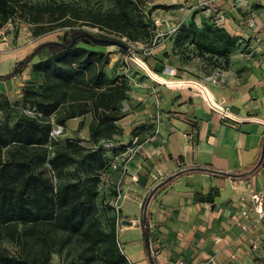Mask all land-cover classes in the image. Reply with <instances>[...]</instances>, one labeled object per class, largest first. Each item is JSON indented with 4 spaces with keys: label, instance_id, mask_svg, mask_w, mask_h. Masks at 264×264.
Masks as SVG:
<instances>
[{
    "label": "crops",
    "instance_id": "crops-1",
    "mask_svg": "<svg viewBox=\"0 0 264 264\" xmlns=\"http://www.w3.org/2000/svg\"><path fill=\"white\" fill-rule=\"evenodd\" d=\"M162 6L167 11L160 16L166 26H177L176 35L158 40L140 60L135 77L142 83L131 80L156 126L128 175L146 177L142 200L152 186L162 187L146 207V257L156 264H257L264 256V219L255 223L250 212L245 234L234 222L249 205V190H264V0H163ZM191 34L197 46L188 44ZM19 60L0 39V76ZM166 68L175 79L201 86L165 80ZM217 69L222 76L212 83L207 77ZM13 79H0V94ZM187 86L195 90L168 89ZM154 171L164 176L154 180ZM123 206L133 216L122 220L138 221L129 230L139 246L140 205ZM254 243L259 249L253 252Z\"/></svg>",
    "mask_w": 264,
    "mask_h": 264
},
{
    "label": "trees",
    "instance_id": "trees-1",
    "mask_svg": "<svg viewBox=\"0 0 264 264\" xmlns=\"http://www.w3.org/2000/svg\"><path fill=\"white\" fill-rule=\"evenodd\" d=\"M9 2L0 0V28L15 11ZM113 2V11L96 15L99 24L111 31L130 27V16L136 11V1ZM29 9L38 14L57 13L54 20L58 22L57 26H70L67 18L70 9L64 4ZM139 27L144 28L141 23ZM89 36L103 39L70 28L59 42L38 44L15 62L8 74L0 76V79L6 80L18 78L28 66L32 72L42 76L37 86L22 89L23 99L33 105L40 116L17 115L11 126L7 123L0 125V237L26 245L37 233V236L42 235L40 240L44 245L32 259L18 260L0 255V264H44L51 244L55 242L49 241L51 234L57 237L58 251L74 238L77 246L72 257L74 262L131 264L116 245L115 216L108 221L107 230L98 216L100 210L112 211V208L101 200L100 205L96 204L100 174L104 168L109 170V161L104 165L101 154L104 150L102 143L112 142L115 123L122 117L121 102L126 97L129 84L123 76L105 77L103 70L108 64L106 53L79 46V43L94 44ZM188 44L192 47L197 44L192 34ZM201 47L209 52L206 47ZM34 58L37 61L33 62ZM0 106L8 107L3 95L0 96ZM62 106L67 108V119L88 113L91 115L87 130L96 148L86 149L68 139L62 147H54L52 151L48 149L52 133L49 118ZM138 142L143 143L139 139ZM106 150L114 154L118 146ZM71 164H75L82 175L77 173L78 177L73 181L56 182ZM175 176L177 173L165 177L163 182L168 183ZM161 188L159 185L152 186L140 205V229L144 243L145 238L148 243L151 238L145 219L146 207ZM148 260L150 264H156L150 256Z\"/></svg>",
    "mask_w": 264,
    "mask_h": 264
},
{
    "label": "rangeland",
    "instance_id": "rangeland-1",
    "mask_svg": "<svg viewBox=\"0 0 264 264\" xmlns=\"http://www.w3.org/2000/svg\"><path fill=\"white\" fill-rule=\"evenodd\" d=\"M10 5L15 9L11 18L7 20L0 28V39L4 38L8 42L10 52L15 57L22 59L29 54L34 47L44 42H59L63 35L69 31L70 28L74 30L83 31L85 34L92 36H100L103 39L109 41H116L122 43L127 49H123L114 44L100 45L94 43L91 45H85L79 43L80 47L95 51H103L108 56V64L104 67V74L107 79L115 76H123L126 82L129 84V90L126 93V97L121 102L120 114L121 119L115 123V132L113 134V145L119 148L122 145L128 144L134 138L143 142L146 138L153 133L156 123L155 120L147 116L144 112L146 105L149 108L148 103H145L139 99V93H135V87L131 80H138V83H142V77H135L139 72V62L143 60L145 55V49L148 48L149 43L157 36V39L166 38L169 35H176L177 26H166L165 17L160 16L161 12L167 11V8L162 6L163 0H135L136 11L131 16V26L121 28L118 31H111L100 25L98 19L99 13H106L114 10L113 0H9ZM58 4H64L70 12L67 14L69 19V27H58L56 21V15L38 14L34 10L29 8L36 7H53ZM21 6H25L20 9ZM173 6L172 8H175ZM170 9V8H169ZM169 19V18H168ZM171 20L176 21V17ZM144 26L140 28L139 24ZM148 56V55H147ZM150 56V55H149ZM37 61V58L33 59V62ZM162 78V77H160ZM165 78V80H169ZM42 80V76L31 71L28 66L21 76L13 80L8 81V85L3 86V97L6 98L8 107L0 106V125L7 123L11 126L14 118L17 115H28V111H34L35 107L23 99L22 89L26 86H37ZM157 81V80H156ZM131 83V84H130ZM160 83V82H158ZM163 85V84H162ZM168 89H189L187 87H169ZM65 106L59 108L55 115L49 118L52 127L51 140L47 144L49 150H53L54 147H62L64 142L68 139H72L78 143L79 146L86 149L96 148L90 141L87 126L91 121V115L85 114L79 117H73L67 119ZM102 143V156L106 163L112 158L113 152H107ZM101 144V142L99 143ZM117 153V152H116ZM110 159V160H109ZM104 168L100 174V182L98 186L103 183L104 190L102 193H98L96 201L97 205H100L99 200L104 201L107 197L112 198L110 193L111 185L115 182L117 174L112 170H106ZM80 169H76L75 164L69 165L60 179H56V182L73 181L76 180ZM129 172V170H128ZM132 183L129 182V175L124 178L122 188L127 196V199L123 203V208L134 210L142 203L143 188L131 187ZM134 185V184H132ZM97 186V187H98ZM131 203L134 206L127 207ZM114 212L109 209L106 211L100 210L98 216L101 222L104 224V228H109L108 221L113 218ZM115 216V215H114ZM120 219L123 217L133 216L132 212L128 213L124 210H120ZM133 229H125L123 234L119 236L121 246L123 248L125 256L131 262V264H150L146 257V250L142 241V235L139 237V246L132 240L131 233ZM123 235V236H122ZM42 235L37 236L34 234L33 238L28 240L26 245H19L18 243L11 242L5 237H0V255H6L8 257H15L18 260L29 258L32 259L36 253L41 250L44 245L40 240ZM125 240V242H124ZM129 240V241H128ZM49 241H55L51 244L49 254L46 257L44 264H80L82 262L72 259L77 250L76 242L74 238L70 239L69 245L59 250L60 245L57 243V237L51 234ZM128 241V242H127ZM264 247V244H263ZM139 250V251H138ZM151 255V251H150ZM262 262L257 264H264V256ZM30 261V260H29ZM28 263V262H27ZM32 264V263H28Z\"/></svg>",
    "mask_w": 264,
    "mask_h": 264
},
{
    "label": "built area",
    "instance_id": "built-area-1",
    "mask_svg": "<svg viewBox=\"0 0 264 264\" xmlns=\"http://www.w3.org/2000/svg\"><path fill=\"white\" fill-rule=\"evenodd\" d=\"M157 36L149 43L148 48L145 49L146 55L149 56L152 54V50L159 40L157 39ZM164 73H166L169 77H171L169 80H174V81L181 82V83L188 82V83L198 84V83L191 82V81H183V80L175 79L176 73L173 69H170V68H166L164 70ZM221 76H222V71L220 69H217L214 72L213 77L209 76L207 77V80H209L212 83H216L218 79H220ZM157 81L163 84L164 86H167L166 82L168 80L167 81L163 80V82L159 80ZM187 88H189L190 90L194 89L193 87H190V86H187ZM27 114L29 116H38V117L40 116V114H37L35 111H32V112L28 111ZM222 114H224V112ZM103 146L107 149L116 148L112 142L104 143ZM140 148H141V144L138 142L137 138H134L132 141H130L128 144L124 145L120 150H118L117 153H114L109 162V170L114 171L117 174V177L115 179V182L111 185L110 193L112 195V198L108 199L107 197L104 201H102V203L109 205L112 208V211L114 212L115 228H116L115 241H116V245L118 249L121 252H122V246L120 243L119 236L123 233L125 229L138 226V223L135 224L134 222H132V224L129 226L123 225L122 223L123 220L120 219L119 213H120V210L122 209L123 203L127 199V196L122 188V183H123L124 178L128 174L130 162L133 160V158L135 157V155L137 154ZM163 176L164 175L160 171H154V174L152 175L154 180H157L158 178L163 177ZM129 179L132 184L137 185V182H138L137 174L135 173L131 174L129 176ZM103 186H104L103 183H101L98 186L97 188L98 193L103 192L104 190ZM250 212L255 215V221H256L255 223H259L264 219V190H259V191L251 190V189L249 190V205L248 207L247 206L244 207L239 212V215L235 219V222H234L235 226H237L240 229L242 234H245L250 229V226L245 222L248 219ZM250 249L253 252L257 251L259 249V244L258 243L252 244ZM207 264H217V263L210 260Z\"/></svg>",
    "mask_w": 264,
    "mask_h": 264
},
{
    "label": "water",
    "instance_id": "water-1",
    "mask_svg": "<svg viewBox=\"0 0 264 264\" xmlns=\"http://www.w3.org/2000/svg\"><path fill=\"white\" fill-rule=\"evenodd\" d=\"M89 37H90V40L91 41H93L94 43H98L100 45H104V44H114V45H117V46H119V47H121L123 49H127V47L124 46L120 42L109 41V40H106V39L105 40L104 39H95V38H93L91 36H89ZM263 155H264V142L262 144L259 161L262 160ZM137 176H138V182H137V184L139 186H141V187H144L145 186V183H146V177L144 175H141V174H137ZM132 222H134L135 224L138 223L137 220L136 221H133V220L122 221L123 225H127V226L131 225ZM145 250H146L147 255H150V247H149V243H148V239L147 238H145Z\"/></svg>",
    "mask_w": 264,
    "mask_h": 264
}]
</instances>
